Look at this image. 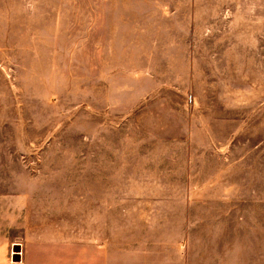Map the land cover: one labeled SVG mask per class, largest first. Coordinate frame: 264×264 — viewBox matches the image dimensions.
<instances>
[{"label": "rangeland", "instance_id": "374dc122", "mask_svg": "<svg viewBox=\"0 0 264 264\" xmlns=\"http://www.w3.org/2000/svg\"><path fill=\"white\" fill-rule=\"evenodd\" d=\"M140 183L227 184L194 258L264 246V0H0V264L106 241Z\"/></svg>", "mask_w": 264, "mask_h": 264}, {"label": "crops", "instance_id": "0c3cea01", "mask_svg": "<svg viewBox=\"0 0 264 264\" xmlns=\"http://www.w3.org/2000/svg\"><path fill=\"white\" fill-rule=\"evenodd\" d=\"M224 183L136 184L131 205H121L118 216H108L103 222H119V230L104 231V242H98L96 230L89 231L88 241L53 246L36 243L22 248L18 260L22 264H209L201 257L210 255L209 240L225 238L219 224L223 219L198 215L201 204H218L230 198ZM155 192V193H154ZM223 210L209 215H223ZM197 216L202 218L197 219ZM216 222L217 227L197 223ZM233 238L235 237L232 236ZM193 239L204 240L194 251ZM214 249V248H213ZM225 248H221L224 253ZM13 244L3 247L4 264L15 256ZM217 253L216 250L212 251ZM219 253V251H218ZM237 253V252H235ZM247 264H264V246H252ZM236 264H241L237 259Z\"/></svg>", "mask_w": 264, "mask_h": 264}, {"label": "built area", "instance_id": "2783aa9c", "mask_svg": "<svg viewBox=\"0 0 264 264\" xmlns=\"http://www.w3.org/2000/svg\"><path fill=\"white\" fill-rule=\"evenodd\" d=\"M17 255L19 258L21 257L20 252H12V256ZM11 264H22V262L19 260H13L11 261Z\"/></svg>", "mask_w": 264, "mask_h": 264}, {"label": "water", "instance_id": "95a60500", "mask_svg": "<svg viewBox=\"0 0 264 264\" xmlns=\"http://www.w3.org/2000/svg\"><path fill=\"white\" fill-rule=\"evenodd\" d=\"M14 260H18V256L17 255H15V257L13 258Z\"/></svg>", "mask_w": 264, "mask_h": 264}]
</instances>
